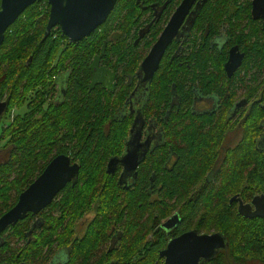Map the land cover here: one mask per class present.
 <instances>
[{
  "label": "trees",
  "instance_id": "obj_1",
  "mask_svg": "<svg viewBox=\"0 0 264 264\" xmlns=\"http://www.w3.org/2000/svg\"><path fill=\"white\" fill-rule=\"evenodd\" d=\"M225 1L231 5L237 0ZM250 2H241L238 9L232 7L233 12L201 10L190 30L201 31L200 36L194 35L190 66H178L183 61L176 60L174 44L167 49L149 82L147 111L148 116L162 119L168 135L172 123L167 117L185 120L189 116L183 108L171 109L175 95L183 106L191 102L196 91L221 95L224 132L229 128L225 114L239 98V90L247 99L261 96L257 101L264 102V25L252 20ZM138 6L137 0H117L107 21L77 42L70 41L59 27L43 39L50 13L47 0L29 6L7 29L0 46V100L7 101V119L0 121V144L4 146L0 150V216L14 206L19 194L56 155L72 156L81 171L39 215L29 213L0 233V264H50L59 249L68 251L67 261L60 264H164L160 251L169 235L160 224L174 211L186 214L177 234L193 227L225 235L228 247L210 264H264V217H244L236 203L230 202L238 194L244 201L264 194V149H259L264 139H255L263 127L264 107H257V112L242 120L243 137L229 152L230 162L221 173L220 184L212 189L201 187L196 192L178 181L179 175L191 181L207 171L202 151L211 148L216 120L205 114L193 115L202 118L187 131V148L194 153L185 157L186 169L160 173L165 181L159 192L163 200L154 201L145 188L135 184L125 188L118 181V172L106 171L108 159L123 152L122 144L133 121L130 115L119 121L115 114L128 102L140 62L171 13L167 11L137 42L136 29L145 22ZM227 14L235 20L224 22ZM222 23L230 27L231 41L246 51L243 66L232 78L224 70L227 51L220 52L213 44L212 37ZM104 41L107 50L103 62L110 61L120 77L114 93L96 94L99 87L88 91L89 66ZM60 62L69 74L67 94L60 105L51 102L46 108L56 88L52 78L60 71ZM203 122L210 128L201 132ZM155 162L151 158L144 169ZM92 209L94 215L85 232L77 236L78 219ZM111 238L117 243L108 246Z\"/></svg>",
  "mask_w": 264,
  "mask_h": 264
},
{
  "label": "flooded vegetation",
  "instance_id": "obj_2",
  "mask_svg": "<svg viewBox=\"0 0 264 264\" xmlns=\"http://www.w3.org/2000/svg\"><path fill=\"white\" fill-rule=\"evenodd\" d=\"M182 1L183 0H137L139 4L138 7L140 8V14H142V22L145 21L143 25L140 26V28L136 29L138 33L137 42L142 41L147 36V34L150 32L151 27L156 22L158 23L159 20L163 17V15L167 11H170L171 13L167 21L164 24H162L163 28L158 34V37H157L158 39L163 29L167 25L168 21L170 20V18L172 17V15L174 14V12L176 11V9L178 8V6L181 4ZM223 1L224 3H221V0H196V2L193 4L192 9L190 10L191 12L186 17V20L180 30L179 35L169 45L170 47L172 44H174L175 45L174 47H177V49L175 50L174 56L176 60L180 59L183 61V63L179 62L178 66L183 67L184 64H186L187 67L190 66V57L192 56V52H193L194 45H195L194 35L195 33H198L199 36L201 34L200 33L201 31L197 32L194 30L191 32L190 30L191 29L193 30V26L195 22L197 21L198 17L200 16L201 10L203 8L206 10L216 11L218 13H223L225 10H227L228 12H233L232 7H236V9H238L241 5V2H244L246 0H237L236 2H234V4H231V5L227 3L225 0ZM250 4H251L250 11H251L252 20L259 25H264V16L261 18L255 19L252 15L253 0H251ZM230 18L232 17L227 14L224 18V22L229 23ZM232 19L235 20V18H232ZM247 19L248 18L244 19L245 22L241 23L242 26H245V23H247L248 21ZM230 31L231 29L228 26V24L222 23L218 27L217 34L215 33L212 38H213V44L215 48H217L220 52L223 50L227 51V59L225 63L229 59L230 50L233 47L238 46L239 51L244 53V57L242 59L241 65L233 75L235 76L236 73L239 71V69H241V67L243 66V63L246 58V51L242 48V46H240L239 43L231 41L232 36L230 34ZM104 42H107V41H104ZM102 46H101V50H102ZM151 47L148 49L147 54L150 51ZM106 50H107V47H106ZM146 55L144 56V58L146 57ZM94 56L89 66L91 77H90L88 91H92L96 87H99L100 90L95 92L96 94H101L102 92H106L107 94L114 93L118 87L117 85H118L120 75L118 74V72H116L111 67L110 61L103 62L106 56V53L101 58L99 67H105L106 69H111L112 71H114L115 79H111V77L113 76L112 74L107 73L104 70L100 71L98 70L97 67H95L93 71L91 69V64L94 60ZM144 58L142 59V61L144 60ZM176 60L174 59L175 64H176ZM142 61L140 62V65ZM61 63H62V66H60V71L56 74V76H54V78H52L53 83L56 84L55 85L56 88H55V91H53L52 94L48 97L45 103L46 108H48L49 105L52 104L51 102H53L54 104L60 105V103L66 97L67 89H68L67 83L69 79V74L66 70L63 69L64 62H60V64ZM140 65H139V69L136 74V77H137L136 82L133 79V81L135 82V86L128 96L129 98L128 102H126L124 107L120 108L118 112L115 114L119 121H124L125 119H127L129 115L133 117V121L128 130L126 139L123 141V144H122L123 152L119 155H113L108 159L106 163V171L112 174H115L118 172L119 173L118 181L125 188H129L131 186H134L135 184L138 187L145 188L147 195L150 198H152L154 201L163 200V198L160 199L159 192H160V189L165 186V181L161 180L162 176L160 175V173L161 172L172 173L174 171H175L174 173H178L179 172L178 170L182 168L186 169V158L185 157L187 155H192V153H194L193 151L190 150V148H187L190 145L189 144L190 137L187 136L188 135L187 131L192 128L194 121H198L200 120V118H202V117L193 118L194 117L193 115L205 114L206 116L213 117V120H216V122H213L212 124L213 126L215 125L216 132H213L211 134V139H212L211 148L209 147L208 150L202 151V153L205 154L207 171L203 175L197 176L195 180H191V181H187L185 175H179L178 181L185 188L191 189L194 187V191L200 189L201 187H204L206 189H212L213 187L219 185L220 179L222 177L221 173L225 170L226 165L230 162L228 161V156L230 154L229 152H231L232 149L239 144V142L241 141L243 137L242 132L238 133L236 135L238 137L236 138L234 137L236 142L233 144L232 142L234 139L230 140V138H227L228 137L227 134L236 128L238 129V132H239L241 130L242 120L245 119L250 113L257 112L255 110L257 107L259 106H261L262 108L264 107V102L257 101V99H262L261 96L259 97L253 96L251 99H247L245 96L239 97L234 102V105L232 106V108L229 109L225 114V119L226 121L229 122L228 123L229 128H227V130L224 132L223 131L224 129L223 115H224L225 103L223 102L221 95H219L216 92L205 93L201 91H196V93L193 94V99L186 106H183L184 104L180 101L179 98H176V95H175L174 99L172 100L173 104L171 105V109L173 107H178V109L183 108L184 109L183 112L185 113L187 112L189 116L185 117V120L184 118L173 120V118L171 119L167 117L166 121L168 123L170 122L172 123L171 124L172 133L168 135L165 131V124L161 118L151 117L152 115L148 116L147 103L149 99V82L143 81V76H142L143 73L140 71ZM233 76L228 77L227 75L228 78H232ZM94 77H95V80H98V82L95 83L94 87L91 88V83L94 80ZM194 89H197V87H195ZM111 98H114V97L111 96ZM4 100L5 99L0 100V102ZM241 100H244L243 103L240 105V107L236 108V105ZM14 110L16 111L17 108H14ZM15 113L17 115L18 112H15ZM6 119L7 117H6V114L4 113L3 116L1 117V120H6ZM202 125L204 126V129L201 130V132L208 130L210 128L209 123L203 122ZM262 126H263L262 129H260L258 135L255 137V139L258 141L260 139L262 140L264 139V120L262 121ZM2 146L3 145L0 144V150L3 149L4 146L3 147ZM259 146H260L259 148L260 150L264 149V145L261 142L259 143ZM129 152H134L136 154V160L139 161L137 168L132 171H128L126 169V165H125L126 163L122 162V158L124 159V157ZM262 152L264 153V151ZM60 154H64V153H60ZM154 155L156 156L153 157ZM70 157L72 159V163L79 164L78 161L73 160L72 156ZM151 158L153 161H156L154 166L149 169H144V167L147 166V163L149 162ZM1 159H2V154L0 153V161ZM134 160L135 159L133 157L129 159V162H134ZM162 161H164L163 171H161V168H160V164L162 163ZM80 171H81V166H80ZM147 173L148 175L147 177H145ZM61 191L59 192V194L61 193ZM59 194L56 196L53 202L58 198ZM256 195H254L249 201H244L243 198L238 194V195H235L237 196V200L236 199L232 200V198L234 197L233 196L230 202L231 203L235 202L237 206V210H238V207L240 204L239 199H241L244 203H251ZM254 208L255 206L253 207V209ZM45 209L41 210L40 212L44 211ZM90 212H92V214ZM29 213H32V212H29ZM39 213L35 215H39ZM175 214H178L179 222L176 223L175 226L172 228H165L164 223H166ZM89 215H91V218L93 217L94 215L93 209L85 213L82 217L78 219L75 228L77 227L78 222H80L83 219H86ZM185 217H186V214L180 213L178 211H174L161 222L160 225L161 227L165 229L166 233L169 235V240L172 239L173 237H177L181 235L182 233L190 231V230H197L200 234L218 232L215 230H212L210 232H201L198 229L191 227L177 234L176 230L185 221ZM91 218L88 219V222L90 221ZM88 222H86L85 230L88 225ZM174 233H176L177 235H175ZM76 235L81 236L77 232H76ZM113 243L116 244L117 241L116 240L113 241V238H111L108 242V246L113 245ZM167 243H166V246H167ZM63 250L64 249H61V250L59 249L57 251V254H55V256H53V258L51 259L50 264H60V263H64L67 261L66 260L63 262V261H60L59 259Z\"/></svg>",
  "mask_w": 264,
  "mask_h": 264
},
{
  "label": "water",
  "instance_id": "obj_3",
  "mask_svg": "<svg viewBox=\"0 0 264 264\" xmlns=\"http://www.w3.org/2000/svg\"><path fill=\"white\" fill-rule=\"evenodd\" d=\"M37 1L42 0H0V46L5 41L6 31L10 25ZM47 1L50 5V13L43 39L47 38L54 28L59 27L72 42L83 40L104 24L117 3V0ZM195 2L196 0L181 2L142 61L140 71L143 73L144 82H150L154 78L167 48L179 35ZM252 15L255 19L264 16V0H253ZM106 47L107 42H104L101 53L94 56L91 69L97 67L100 71L104 70L112 74L111 79H115L114 71L99 67L101 58L106 53ZM243 57L244 53L239 51L238 46L230 50L229 59L224 65L228 77L234 75ZM31 60L32 56L28 58L27 64ZM97 82L94 77L91 88ZM243 101L241 100L236 108L240 107ZM6 110L7 101H1L0 120ZM133 157L134 162H129ZM122 162L126 163L128 171L136 169L139 164L134 152H129L124 159L122 158ZM79 174L80 165L72 163L69 155L58 154L52 158L38 177L19 194L16 204L0 216V233L24 219L29 212L37 214L48 207L59 192ZM234 199L237 200V196L232 198ZM239 201L238 212L244 217H264V194H257L251 203H244L241 199ZM178 222V214H175L164 223V227L172 228ZM226 247L228 242L221 232L200 234L197 230H190L170 239L167 246L160 251V257L164 259V264H210L209 261Z\"/></svg>",
  "mask_w": 264,
  "mask_h": 264
},
{
  "label": "rangeland",
  "instance_id": "obj_4",
  "mask_svg": "<svg viewBox=\"0 0 264 264\" xmlns=\"http://www.w3.org/2000/svg\"><path fill=\"white\" fill-rule=\"evenodd\" d=\"M239 97H243L242 93H243V90H239ZM238 133H241V130L238 132V129H234L232 131H230L228 134H227V138H230V140L234 139V137H238L236 136ZM241 137V136H240ZM236 142V140L234 139L233 140V144ZM92 214V212H90ZM87 216V215H85ZM91 218V215H89L86 219H83L81 220L80 222H78L77 224V229H76V232L79 234V235H82L84 233V230H85V226H86V222H88V219ZM68 258V251L67 249L66 250H63L62 254L60 255L59 259L60 261H66Z\"/></svg>",
  "mask_w": 264,
  "mask_h": 264
}]
</instances>
